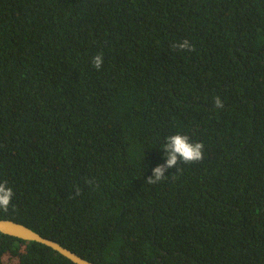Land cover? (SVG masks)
Segmentation results:
<instances>
[{"label":"trees","instance_id":"trees-1","mask_svg":"<svg viewBox=\"0 0 264 264\" xmlns=\"http://www.w3.org/2000/svg\"><path fill=\"white\" fill-rule=\"evenodd\" d=\"M174 134L203 159L147 183ZM5 181L96 264H264V0H0ZM0 264L77 263L0 232Z\"/></svg>","mask_w":264,"mask_h":264},{"label":"clouds","instance_id":"clouds-1","mask_svg":"<svg viewBox=\"0 0 264 264\" xmlns=\"http://www.w3.org/2000/svg\"><path fill=\"white\" fill-rule=\"evenodd\" d=\"M174 47H178L181 50H192V45L187 39L178 45H174ZM92 62L96 69L99 70L103 65L102 53L94 56ZM215 105L219 108L224 106L223 101L219 96L215 98ZM163 149H165V163L158 165L153 169V175L149 176L146 181L149 184H155L162 181L166 176V169L175 167L178 162L192 163L203 159V143L191 142L189 136L187 135H170L167 138V143L164 145ZM6 185V181L4 183H0V209L5 211H7L13 196V189L11 187H7Z\"/></svg>","mask_w":264,"mask_h":264},{"label":"water","instance_id":"water-1","mask_svg":"<svg viewBox=\"0 0 264 264\" xmlns=\"http://www.w3.org/2000/svg\"><path fill=\"white\" fill-rule=\"evenodd\" d=\"M0 232L16 236L22 239L34 240L44 243L59 251L60 253H62L77 264H96L95 262L82 257L77 252H74L66 246L62 245L60 242L41 235L39 232L35 231L28 225L19 221L7 218H0Z\"/></svg>","mask_w":264,"mask_h":264}]
</instances>
